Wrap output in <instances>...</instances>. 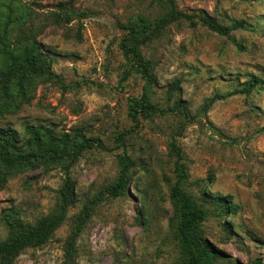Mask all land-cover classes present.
Segmentation results:
<instances>
[{
    "label": "rangeland",
    "instance_id": "rangeland-1",
    "mask_svg": "<svg viewBox=\"0 0 264 264\" xmlns=\"http://www.w3.org/2000/svg\"><path fill=\"white\" fill-rule=\"evenodd\" d=\"M173 3L186 16L140 45L154 66V81L145 90V79L129 70L121 24L165 15L166 0H0V22L9 6L17 9L14 16L24 14L54 72L53 78L37 79L26 94L15 92L29 101L15 112H0V128L21 136L28 124L78 130L104 144L84 150L71 168L76 202L68 219L47 243L25 249L13 264H62L73 217L101 185L117 177L124 154L137 161L128 193L95 207L77 241V263L179 264L170 223V186L180 174L172 139L185 155L184 188L210 209L203 230L216 249L213 264H254L256 259L264 264V83L250 94L236 93L249 79L264 80V0ZM59 4L75 13L56 24L45 15ZM81 12L87 15L80 17ZM202 14L225 26L236 20L245 24L221 35L203 23ZM21 33L16 20L10 39ZM174 81L177 89L171 88ZM145 91L166 111L140 114L135 124L131 100ZM177 99L187 104L189 118L168 110ZM123 132L122 142L117 136ZM65 178L61 165L36 166L10 177L0 188V241L8 235L3 219L8 210L30 222L52 212ZM225 194L240 205L233 216L217 215L208 202Z\"/></svg>",
    "mask_w": 264,
    "mask_h": 264
},
{
    "label": "trees",
    "instance_id": "trees-1",
    "mask_svg": "<svg viewBox=\"0 0 264 264\" xmlns=\"http://www.w3.org/2000/svg\"><path fill=\"white\" fill-rule=\"evenodd\" d=\"M158 3L164 0H155ZM169 11L158 18L150 19L139 16L134 22L121 24L126 31L121 47L124 52L130 71L141 74L145 79V90L154 81L153 64L146 60L140 53V45L145 43L151 34L160 32L161 28L169 22L186 16L174 7L173 0H166ZM15 9L9 6L3 24L0 22V112H15L20 105L29 101V96L22 95L16 98L15 92L26 94L37 79L53 78L51 62L41 44L36 39V31L31 24L26 27L25 15L16 14ZM74 10L65 9L59 4L58 10H52L45 15L53 23L69 21ZM80 17L86 12L78 14ZM203 23L211 30L228 35L233 29L243 28L245 22L236 20L231 26H225L216 18L207 14L200 16ZM18 20L21 35L10 39L11 26ZM242 48L243 45L236 42ZM264 83L261 78L249 79L242 84L236 93L250 94L257 84ZM178 81L171 84L172 89H177ZM130 115L135 124L138 123L140 114L163 113L165 108L153 103L146 91L141 97L131 100ZM173 113L189 118L190 110L182 99H177L173 106L168 108ZM120 133L117 138L123 142ZM93 146L104 147L99 137L87 136L81 131L57 132L52 127L28 124L24 127L21 136L15 129L0 128V188L12 176L40 166L50 169L54 165H61L66 171V178L59 189V199L55 209L45 214L34 222L24 220L19 212L8 210L3 219L8 230V235L0 241V264H13L15 258L25 249L42 246L49 241L56 229L68 219L69 208L76 202L75 180L70 171L84 150ZM170 151L176 157L180 174L174 184L170 186L169 197L174 206V215L170 218L174 225V233L180 251L179 264H213L216 249L205 236L203 222L210 213V209L203 207L196 197L184 188L188 177L185 165V155L176 139L170 142ZM120 168L117 177L101 185L95 195L85 201L80 211L73 217L71 230L64 245V259L62 264H78L77 241L87 222L92 217L95 207L109 198H117L128 193L133 180V168L137 161L129 154L120 158ZM208 199V198H207ZM213 205L217 215L225 217L235 215L240 205L233 201L231 194L210 196L208 199ZM254 264H262L256 259Z\"/></svg>",
    "mask_w": 264,
    "mask_h": 264
}]
</instances>
